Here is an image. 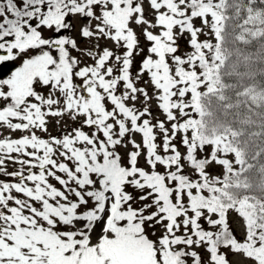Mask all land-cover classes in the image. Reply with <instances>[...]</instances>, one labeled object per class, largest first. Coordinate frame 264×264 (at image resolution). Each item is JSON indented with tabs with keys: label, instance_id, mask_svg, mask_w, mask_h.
<instances>
[{
	"label": "snow or ice",
	"instance_id": "6c2138e0",
	"mask_svg": "<svg viewBox=\"0 0 264 264\" xmlns=\"http://www.w3.org/2000/svg\"><path fill=\"white\" fill-rule=\"evenodd\" d=\"M0 264H264V0H0Z\"/></svg>",
	"mask_w": 264,
	"mask_h": 264
},
{
	"label": "rangeland",
	"instance_id": "374dc122",
	"mask_svg": "<svg viewBox=\"0 0 264 264\" xmlns=\"http://www.w3.org/2000/svg\"><path fill=\"white\" fill-rule=\"evenodd\" d=\"M19 66V61H5L0 68V79H6Z\"/></svg>",
	"mask_w": 264,
	"mask_h": 264
}]
</instances>
